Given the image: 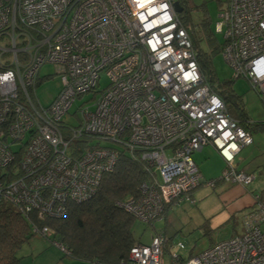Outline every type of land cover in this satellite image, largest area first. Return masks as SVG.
<instances>
[{"label": "built area", "instance_id": "built-area-1", "mask_svg": "<svg viewBox=\"0 0 264 264\" xmlns=\"http://www.w3.org/2000/svg\"><path fill=\"white\" fill-rule=\"evenodd\" d=\"M175 1L0 0V206L34 211L40 220L61 217L67 201L95 193L121 149L138 152L149 177L135 196L115 204L143 223L191 201L202 183L214 185L191 157L205 145L226 163L218 180L251 183L253 174L234 166L235 155L252 142L250 132L202 75ZM218 16L232 77L247 79L264 102V0H227ZM45 63L54 65L60 89L43 106L34 88ZM103 72L108 82L99 88ZM90 92L78 124L63 126L76 98ZM92 138L97 142L89 145ZM255 198L242 233L195 255L169 252L167 264H264V200ZM32 230L51 235L46 226ZM166 243L157 233L148 244L133 245L122 264H165Z\"/></svg>", "mask_w": 264, "mask_h": 264}, {"label": "trees", "instance_id": "trees-1", "mask_svg": "<svg viewBox=\"0 0 264 264\" xmlns=\"http://www.w3.org/2000/svg\"><path fill=\"white\" fill-rule=\"evenodd\" d=\"M176 1L182 6L178 15L191 38L198 67L205 80L223 98L229 114L242 127L248 131L251 128L264 130V121L249 122L240 99L229 88V81L219 91L213 85L210 54L201 46L204 36L212 45V53L217 50L209 23L205 18L200 23L201 31H197L189 15L191 6L186 4V0ZM148 177V169L140 160L139 153L121 149L114 168L102 175L95 193L80 203L67 201L61 217L40 220L34 211L21 213L7 205L0 208V264H18V249L35 234L32 225L38 229L48 227L51 230L49 240L64 246L69 255L101 264H122L133 245L145 243L133 235L136 218L118 207L115 201L135 196L138 185Z\"/></svg>", "mask_w": 264, "mask_h": 264}, {"label": "rangeland", "instance_id": "rangeland-1", "mask_svg": "<svg viewBox=\"0 0 264 264\" xmlns=\"http://www.w3.org/2000/svg\"><path fill=\"white\" fill-rule=\"evenodd\" d=\"M226 1L227 0H192L191 9L189 11L191 22L194 24L193 26L197 31H201L200 23L205 18L209 23L212 32V39L217 50L216 52L212 53V45L208 43L204 36L201 38V46L208 54H210V69L212 71L211 76L213 85L217 87L219 91L220 89L222 90L224 85H226V82L229 81L230 90L240 99L239 101H241L246 114L255 122L264 121V102H262L261 97L250 86L247 79L243 77H232L233 70L224 60L222 55V48L225 40L224 32L223 30L221 32H217L216 24L220 20L218 15L221 9L224 7ZM107 82L108 79L106 75L104 72L101 73L99 88H103ZM34 89L37 100L43 106L48 105L58 94L60 89V76L56 72L53 64L45 63L39 68V81L35 85ZM92 96L93 92H90L79 98H76L68 112L62 116L63 126L71 128L72 126H76L78 124L77 113L79 112V107L81 105L91 103L93 100ZM63 130L68 131V129L64 128ZM250 133L254 135L259 132L257 129L251 128ZM87 141L89 145H93L97 142V140L93 138L88 139ZM98 142L102 146H114L118 148L122 147L121 145L112 141L100 140ZM207 146L208 145H205L200 153L207 149L210 150L211 147L208 148ZM13 148H17V146H13ZM199 164L200 163H196L197 166ZM215 164L216 163L214 160L210 161L209 164H206V169L204 172V179L206 181L219 177L217 175H213L215 171L213 166H215ZM218 184L219 182L216 183V186ZM194 190L193 198L191 201H189V204L180 202V205L176 207V210H178L177 215L175 214L177 216L176 221L178 222V219L179 222L180 220L184 221L185 228L179 232H176L173 237L175 238L174 243L182 242L185 244L186 249L183 250L184 253L188 250H191L193 253L197 254L205 250L212 242L220 241L228 237L229 233L232 234L233 232H237L239 226H236L234 223L233 225L227 226L225 228H220L213 231L210 230L208 224L202 218L204 216L201 215V210L199 207L203 206L205 209H208V211H214L217 205L216 197L219 188L202 183ZM6 205V203H2L0 208H5ZM155 227L159 228L158 225H155ZM260 229L264 231V223L260 224ZM151 231L152 226L150 224L142 223L137 219L134 220L132 232L135 238L145 240L148 238ZM173 252L179 253V247H177V245H175ZM17 254H22V246L17 251ZM167 259L168 254L166 252L165 260L167 261Z\"/></svg>", "mask_w": 264, "mask_h": 264}, {"label": "crops", "instance_id": "crops-1", "mask_svg": "<svg viewBox=\"0 0 264 264\" xmlns=\"http://www.w3.org/2000/svg\"><path fill=\"white\" fill-rule=\"evenodd\" d=\"M247 117L249 122H253L248 115ZM258 132L259 133L254 135L250 133L252 142L243 146L234 158V166L236 169L253 174L251 183L247 185H238L221 179L218 180L219 177H217L215 179L217 181L212 186L219 188L216 197L217 205L214 211H208V209H205L203 206L199 207L201 215L204 216L202 217L203 220L206 221L209 229L212 231L231 226L234 223L236 226H239L238 231H231L233 233H229L228 237L236 233L240 234V232L242 233L244 231L243 219L249 212L256 208L257 200L255 196L259 195L260 200H264V131L258 130ZM207 147H211L210 150L207 149L200 153L204 148L203 146L200 150L193 152L191 155L195 165L196 163H200L198 165L199 168L197 165L196 166L203 179L205 178L204 172L206 164H209L210 161L214 160L216 163L215 166H213L215 169L213 173L214 176H220L222 170L226 167V163L218 151L211 145H208ZM218 182L219 184L216 186V183ZM194 192L193 190L190 192L191 198H193ZM189 201L190 200H184L182 202L189 204ZM178 205L180 204L169 206L162 218L157 219L150 224L152 226V231L148 238L140 240L142 243L147 244L155 234L160 233L164 235L167 239L164 254L165 264L168 262V259L167 261L165 260L166 252L169 255V252L174 251L176 245V243H174L175 238L173 235L185 228L184 221L180 220L181 223L179 222V219L178 222L176 221L178 211L176 210V207H178ZM155 225H158L159 228L155 227ZM214 243L216 242H212L211 244ZM21 246L22 254H17L20 257L18 264H101L96 260L80 258L74 255H66L55 244H53L47 236L41 234H33L26 242L22 243ZM185 249L186 246L183 249H179V253L182 257L196 254L191 250L184 253L183 250Z\"/></svg>", "mask_w": 264, "mask_h": 264}, {"label": "water", "instance_id": "water-1", "mask_svg": "<svg viewBox=\"0 0 264 264\" xmlns=\"http://www.w3.org/2000/svg\"><path fill=\"white\" fill-rule=\"evenodd\" d=\"M173 6H174V9H175V11H176L177 13H180V12L182 11V6L179 4L178 1H175V2L173 3Z\"/></svg>", "mask_w": 264, "mask_h": 264}, {"label": "clouds", "instance_id": "clouds-1", "mask_svg": "<svg viewBox=\"0 0 264 264\" xmlns=\"http://www.w3.org/2000/svg\"><path fill=\"white\" fill-rule=\"evenodd\" d=\"M8 75L10 76L11 74L9 73ZM7 78H8L7 76L4 77V79H7Z\"/></svg>", "mask_w": 264, "mask_h": 264}]
</instances>
